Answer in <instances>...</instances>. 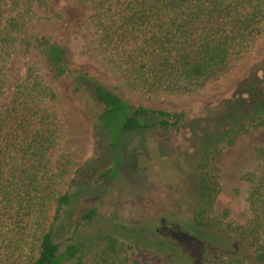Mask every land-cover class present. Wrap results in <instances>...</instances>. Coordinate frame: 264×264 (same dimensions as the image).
Returning <instances> with one entry per match:
<instances>
[{
    "label": "trees",
    "instance_id": "obj_1",
    "mask_svg": "<svg viewBox=\"0 0 264 264\" xmlns=\"http://www.w3.org/2000/svg\"><path fill=\"white\" fill-rule=\"evenodd\" d=\"M90 9L86 51L117 80V88L145 97L201 96L230 77L264 38V0H75ZM47 0H0V264H141L133 243L110 233L60 252L56 233L72 203L61 185L71 175L70 154H52L61 144V118L52 85L69 80L91 86L103 106L96 134L105 133L115 170L97 182L106 185L123 165L125 137L157 130L178 135L183 112L136 105L105 85L96 73L74 63L70 48L31 26L52 21ZM18 51L37 53L24 78L13 86L8 105V69ZM264 125L259 115L241 125L237 136ZM226 133L202 132V138ZM199 138L196 160L187 162L198 175L189 221L180 234L202 243L201 264H264V146L255 151L257 167L243 176L248 183L244 222L219 207L223 192L218 165L223 149L205 150ZM218 143V144H219ZM233 143V142H232ZM96 209L82 219L88 225ZM165 246L164 243H159ZM167 246V245H166ZM172 254H175L173 252ZM175 258L174 256H172Z\"/></svg>",
    "mask_w": 264,
    "mask_h": 264
},
{
    "label": "rangeland",
    "instance_id": "obj_2",
    "mask_svg": "<svg viewBox=\"0 0 264 264\" xmlns=\"http://www.w3.org/2000/svg\"><path fill=\"white\" fill-rule=\"evenodd\" d=\"M47 1L53 19L32 25L31 33L49 34L68 46L76 65L98 74L123 99L187 115L178 135L167 136L157 130L127 135L123 165L116 179L106 185L97 178L105 170H115V162L107 135L96 134L97 116L103 106L94 99L91 86L78 85L76 90L65 79L52 85L61 118V144L52 158L68 153L74 163L71 175L61 185L71 194L72 203L56 233L60 252L71 243L86 248L93 238L110 233L133 243L141 264H201L202 243L176 234L178 224L189 221L198 184V175L189 170L187 162L196 160L195 147L202 132L226 133L221 144L218 136L207 134L200 146L205 150L223 149L218 160L223 185L219 207L230 209L232 220L244 222L249 185L243 176L257 167L255 151L264 146V125L241 136H237V130L251 119L264 116V38L230 77L212 85L203 95L150 98L117 88V80L87 53V5L76 4L75 0ZM34 60L48 76L37 53L18 51L8 69L3 107ZM91 209H96V216L84 225L82 217Z\"/></svg>",
    "mask_w": 264,
    "mask_h": 264
}]
</instances>
